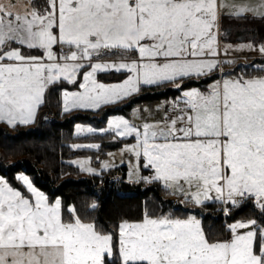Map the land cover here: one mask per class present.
<instances>
[{
    "label": "snow or ice",
    "instance_id": "1",
    "mask_svg": "<svg viewBox=\"0 0 264 264\" xmlns=\"http://www.w3.org/2000/svg\"><path fill=\"white\" fill-rule=\"evenodd\" d=\"M223 14L264 19V0H0V122H34L57 83L73 86L62 89L65 112L173 85L181 95L158 106L159 119L137 125L113 115L106 128L77 124L76 131L133 138L121 149L133 157L130 182L160 184L185 204L218 201L226 212L253 201L260 213L213 238L196 214L145 208L141 219L118 225L117 245L75 205L66 218L62 200L51 201L23 172L28 194L0 175V264H264V67L258 75L246 70L255 65L224 70L237 51L264 56V42L222 41ZM112 70L122 79L99 78ZM193 78L211 83H185ZM91 160L75 163L91 174L115 167L104 160L98 170Z\"/></svg>",
    "mask_w": 264,
    "mask_h": 264
},
{
    "label": "trees",
    "instance_id": "2",
    "mask_svg": "<svg viewBox=\"0 0 264 264\" xmlns=\"http://www.w3.org/2000/svg\"><path fill=\"white\" fill-rule=\"evenodd\" d=\"M42 2V0H36ZM228 15L223 14L227 20ZM253 20L249 23H238L234 25L228 22L225 28L227 33L232 36L228 39L225 36L221 20V38L226 37L227 41H244L251 39L259 44L264 42V19L250 17ZM224 20V21H225ZM229 21V19H228ZM243 54V53H241ZM234 63H226L225 71L235 70L244 71L241 65H255L246 70L250 75L261 74L260 69L264 67V57L250 58V60L241 59L238 55L234 58ZM119 73H101L100 79L111 80L116 78ZM216 78L219 75L214 74ZM121 77V75H120ZM185 81L189 86H199L201 89L207 87L211 80ZM66 83V82H65ZM57 83L50 86L53 92L52 99L55 110L61 114L73 112L70 117L56 118L55 115L48 117L43 121H37L36 125L27 129H18L16 132L0 129V174L8 178L17 172H24L32 177L36 187L40 188L53 201L60 198L64 207V215L67 218L69 208L75 205L79 209L82 218L86 220H95L98 225H102L106 231L116 232L118 225L123 220L137 221L142 218L145 208L149 211L160 214V212H175L177 215L196 214L201 219L202 226L206 234L213 238H227L230 233L228 225L236 220L248 219L260 216L259 210L254 209L253 201L245 202L239 208H233L228 212L218 211L220 202H206L204 205L196 207L191 203H181V198L162 189L160 184L144 182L134 183L126 179L128 167L126 164H120L111 170L102 171L97 174L84 175L78 166L66 161L68 157L75 154L98 153L100 156H107L108 151L117 149L129 139H118L113 141L111 134L84 133L77 135L74 133L73 126L76 122H81L86 118L93 121L107 119V116L116 111H125L132 105L139 102L153 103L160 100H168L179 96V91L169 85L163 90L155 87H145L141 92L123 103L121 109L118 107L102 108L100 117L97 118L93 113L99 114L100 110H71L63 111L58 102L59 87L65 86ZM69 85V84H68ZM72 86L71 84L69 85ZM47 99V96H46ZM47 101V100H46ZM127 101V100H126ZM113 105V104H111ZM44 107L43 104L41 108ZM40 108V109H41ZM120 108V107H119ZM89 112V113H88ZM75 113V114H74ZM103 116V117H101ZM66 117V118H65ZM56 118V119H55ZM55 119V120H54ZM100 122V121H97ZM132 140V138H130ZM78 142H97L102 145L99 150L86 147L72 148V144ZM15 159L14 163L9 164L7 159ZM107 173L108 177H103ZM146 173V172H145ZM118 177L116 178V176ZM94 206V211H87ZM264 222V218H262Z\"/></svg>",
    "mask_w": 264,
    "mask_h": 264
},
{
    "label": "rangeland",
    "instance_id": "3",
    "mask_svg": "<svg viewBox=\"0 0 264 264\" xmlns=\"http://www.w3.org/2000/svg\"><path fill=\"white\" fill-rule=\"evenodd\" d=\"M224 18L225 17H223V15H221L220 20H219V22H221V20H222V24H223L222 27H223L224 31H226L225 28L228 26V22L231 23L230 21H233V23H235V24H238L240 22L241 23H247L248 24L249 21H250V19H251V21L253 20V18H250L249 16H248L247 19H245V18H237L235 16H229V15L226 17L227 20H225ZM228 19H229V21H228ZM233 23H231V25H234ZM220 33H221V30H220ZM225 36L228 37V39H232L233 40L232 36H230L227 33V31H226ZM227 42L230 43L229 41H227ZM240 56H241V59H245L246 58V57H244L242 55H240ZM105 59H114V58L113 57H106ZM247 59H248V57H247ZM112 71H115V70H112ZM119 79H122V77H120V75H118L116 78L111 79V80H103V79H101V80H103L104 82H114V81L119 80ZM193 80H196V79L193 78ZM200 81H203V79L202 80H197L198 83L202 84V82H200ZM69 85L66 82L65 83V86L59 87V91H57V93L59 94L58 102L60 103V107L62 109H63L62 89L64 87H67L69 90H72L73 86L70 87ZM50 86H49V89L46 91V94H45V99H44V103H43V106L44 107L41 108V106H40L41 109L40 108L38 109L37 117H36V119H35L34 122L29 123L28 125L18 124L15 127H12V126L7 125L6 123L0 122V129H7L8 131L16 132L18 129H23V128L24 129H27V128H30L32 126L34 127L36 125L37 121H43L44 119H46L48 117L50 118L53 115H55L56 118H60V117L61 118H64L63 117L64 115H67L66 117H70L71 115H73V112H70L68 114H61V112L59 113L58 110H55V108H53L55 101L52 99V95H53V92L54 91H52L50 89ZM171 86H173V85H171ZM163 87L165 88L166 86H162V87H160L158 89L163 90ZM193 87H196V86H193ZM197 87H199V86H197ZM142 93L143 92H141L140 94H142ZM180 95H181V93L179 92V96ZM46 96H47V99H46ZM175 97H178V96H175ZM175 97H173V98H175ZM173 98H169L168 100L170 101ZM129 100H127V101L125 100L122 103H118V104L108 105V106L104 107V109L109 108V107H118V109H121V107L123 106L122 104L125 103V102L127 103ZM164 101L165 100H160V101L153 102V103H148V102L135 103L134 105H132L130 107V109H128L126 111H125V109H124V111H122V109H121V111H116L114 113L109 114L107 116V119H102V120L99 119V120H97V121H100V122L93 121V120H91L89 118H86L85 120H82L81 122H76L74 124V126H73L74 133L77 134V135H82V134L84 135V133H88V132L85 131V132H80L78 134L77 131H76V125L77 124L91 125L93 128H96V129L106 128L107 127V120H109L113 115H123L130 122L135 123L137 125L142 124L144 122V120L152 121V120H155V119H159V118H161L164 115V112H163V108L162 107L158 110V106L163 105ZM102 111L103 110H100L99 114H97V113H93V114L96 115L97 118H99L100 117V114H102L101 113ZM101 117H103V116H101ZM110 138L112 139V137H110ZM130 138L131 137L127 138L129 140H127L126 142H123L122 145L120 147H118L117 149L108 151V153H113V156H111V157L109 155H107V156H105V155L104 156H100L101 154L99 153L100 152V150H99V152L98 153H95V154H92V153L75 154V155H73L71 157H68L66 159V161L69 162V163H71V164H73V165L78 166L75 163V161H77V160L83 161L86 157H92L91 166L94 167V168H97L98 170H100L102 168V163H103L104 160H109L110 162L114 163L115 166L116 165H120V164H126L127 167H128V171H129L128 161L130 159H133V157L130 156L129 154H127V153H123L122 154L121 153V149L123 148L124 144L134 143L135 142L133 138H132V140H130ZM89 143H92V142H78L76 144L86 145V144H89ZM96 157H99V160H97ZM7 160H8L7 162L9 164L14 163V161H15V159H13V158H9ZM81 171L84 173V175L91 174V173H88V172L83 171V170H81ZM103 171L106 172L107 169H105ZM100 172L101 171H98L97 173H100ZM20 173L21 172H17L15 174H13L12 177H9V178L7 176H5V175H2V176H4L14 187L19 188L21 191L25 192V194H28L27 193L26 186L23 184V182L20 179H18V176H19ZM24 174H26V173H24ZM144 174L147 175L148 174L147 171ZM26 175H28V174H26ZM28 176L32 179V177L30 175H28ZM103 177L104 178L105 177H108V174L107 173L103 174ZM117 177H118V175L116 176V178ZM144 183L146 184L147 182H144ZM147 184H149V183H147ZM191 205H193V204H191ZM68 209L70 210L69 207H68ZM113 235H114V241L118 245V241H119V228H117V231L116 232H113Z\"/></svg>",
    "mask_w": 264,
    "mask_h": 264
},
{
    "label": "crops",
    "instance_id": "4",
    "mask_svg": "<svg viewBox=\"0 0 264 264\" xmlns=\"http://www.w3.org/2000/svg\"><path fill=\"white\" fill-rule=\"evenodd\" d=\"M249 17H252V16L249 15ZM220 23L221 22H219L220 30H221V24ZM248 41H252V40L251 39L244 40V41H236L235 40V41L230 42V44H232V45H238V44H241V43H246ZM241 53H243V54H241ZM238 55H242V56L246 57L245 60H248V61L250 60V58L264 57L258 51H237V52L233 53V55L230 56V57H228V58H234V57H237ZM247 57H248V59H247ZM260 63H263V62H260ZM263 65H264V63H263ZM196 207H199V206H196Z\"/></svg>",
    "mask_w": 264,
    "mask_h": 264
},
{
    "label": "built area",
    "instance_id": "5",
    "mask_svg": "<svg viewBox=\"0 0 264 264\" xmlns=\"http://www.w3.org/2000/svg\"><path fill=\"white\" fill-rule=\"evenodd\" d=\"M233 209V208H231ZM218 211H221V212H226L225 211V206L221 203L220 206L218 207Z\"/></svg>",
    "mask_w": 264,
    "mask_h": 264
}]
</instances>
